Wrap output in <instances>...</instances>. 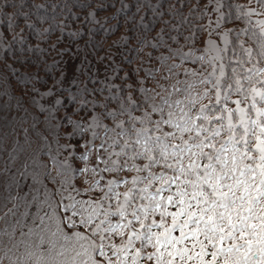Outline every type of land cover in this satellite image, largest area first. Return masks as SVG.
Returning <instances> with one entry per match:
<instances>
[{"label": "snow or ice", "instance_id": "obj_1", "mask_svg": "<svg viewBox=\"0 0 264 264\" xmlns=\"http://www.w3.org/2000/svg\"><path fill=\"white\" fill-rule=\"evenodd\" d=\"M210 3L217 15L207 25L199 23L207 5L175 0L167 11L176 23L164 20L163 12L156 13L165 25L153 37L156 43L136 38L150 44L153 53L163 49L155 58L164 62L174 81L171 91L150 93L142 86L141 101L128 97L127 103L118 101L116 109L105 103L102 114L88 119L73 115L87 111L89 104L93 111L96 108L87 97L102 89L87 87L94 82L90 74L84 81L73 75L65 87L61 81L67 73L62 69L54 83L57 92L68 95L46 105L40 100L51 97L53 89L37 87L38 82L47 83L44 77L5 66L16 74L22 94L15 97V105L7 100L2 105L19 110V122L16 117H0V157H5L0 161V264L5 260L8 264H264V19L252 20L264 15V0H255L258 8L232 0ZM27 6L24 0L19 4L0 0L3 8ZM127 7L124 4L121 11ZM185 7L188 16L182 14ZM93 15L88 13L85 19ZM0 16H7L0 20V39L4 29L14 30L21 19L27 28H35L28 22V12H0ZM233 18L243 19L247 27L229 39L232 29L220 33L219 27ZM119 27L101 25L105 33H115ZM205 31L209 37L216 32L221 42L208 38L197 48V38ZM17 38L25 39L18 34L12 40ZM132 39L125 35L113 44L123 48L117 53L122 62L131 63L128 53L139 54V48L128 47ZM177 59L199 67L178 70ZM114 60L115 56L109 66ZM83 63L90 61L85 57ZM57 66L53 61L45 71L51 73ZM79 71L85 74L82 68ZM4 83L7 80L0 77V85ZM71 85H76L75 91ZM0 95L12 94L0 88ZM24 95L38 113L25 107ZM55 106H61L63 113ZM136 108L143 109L141 116L132 115ZM153 113L159 118L153 119ZM101 116L113 123L105 125ZM61 128L75 144L61 143ZM65 150L73 162L61 158ZM45 155L56 165L55 173L42 159ZM76 174L89 178L86 187L73 183ZM28 177L37 193L42 177L57 188L49 193L45 187L43 195L32 194L30 199L15 194L20 180ZM93 191L95 197L84 195Z\"/></svg>", "mask_w": 264, "mask_h": 264}, {"label": "trees", "instance_id": "obj_2", "mask_svg": "<svg viewBox=\"0 0 264 264\" xmlns=\"http://www.w3.org/2000/svg\"><path fill=\"white\" fill-rule=\"evenodd\" d=\"M16 4L20 3V0H10ZM28 5L27 7L14 9V8H3L0 7V12L9 13L13 11H24L29 13L28 22L33 23L35 28H27L25 21L23 19L19 22V27L13 29H4L5 35L0 39V77L7 80V83L0 85V88H6L12 95H0V117H5L6 120H12L14 117L17 118L19 122V110L15 107L3 108L2 105L7 100L10 104L15 105V97L22 94V86L19 85L15 79V73H12L10 69H6V65L11 64L13 67L19 69L20 71L37 72L40 76L44 77L47 81L44 83H37V87L44 91L48 88H52L55 94L58 96L66 97L68 93L57 92L56 85L54 81L60 78L61 70L66 72L68 59H75L77 55L84 56L88 60L97 61L100 57H107L104 59L108 61L109 52L112 49L113 43L119 38L127 35L133 37L132 40L128 42V47L139 48V54L135 51L128 53L131 59V63L122 62L121 57L119 58L120 66L115 72L114 84L110 85L102 82L100 79L95 78L94 74L90 75L93 77L92 83H88L87 87L89 89H102V91H97L93 96L88 95L90 101H95L96 108L93 111L92 105H88V110L85 112H77L73 115V119H80L81 117L88 119L89 115L102 114L104 112V104L107 103L108 109H116L118 107V101H124L127 103V98L130 97L134 101H141L144 93L139 91L140 87H145L150 93L153 92H163V89H168L171 91L170 84L174 83L171 75L167 73L166 65L163 61H158L155 56L163 49H156L153 53V48L150 44H141L136 38H143L145 40L156 43L153 37H157V31L164 29L165 25L161 22L160 17L156 14L158 11L163 12L164 20H171L172 23H176V18L173 17L168 11V3H175V0H24ZM222 2L227 3V0H222ZM235 4H242L252 6L255 4V0H232ZM192 3H198L201 7L209 5L210 0H192ZM45 5L43 9H36L35 5ZM87 4L88 7L83 5ZM106 5L104 8L98 7L99 5ZM124 4L128 7L121 11ZM56 7L53 8L52 6ZM223 11L227 12L228 9L224 8ZM94 13L92 17L85 19L88 13ZM183 15L188 16V8L183 9ZM106 17H115L108 18ZM256 15L252 17V20H256ZM7 16H0V20H6ZM199 23L207 25L209 23L208 11L205 15V19L200 20ZM119 24L120 27L115 31V33H105L101 29V25L104 27H111L113 25ZM147 25V27H145ZM222 28L232 29L231 36L232 39L236 36V33L240 29L247 27L246 22L243 19H230L220 24ZM45 29H50L49 31H44ZM90 29L98 31H89ZM226 30V31H227ZM74 33H76L74 35ZM23 36L25 39L21 41L17 38L15 41L12 40L13 36L17 35ZM172 35L176 34V30L171 31ZM209 34L207 31L201 32L196 41V47L201 48L205 46ZM159 39V38H157ZM168 39L167 31L164 34V40ZM163 43V41H161ZM172 46L176 47L175 41H172ZM181 44L184 43L183 39L180 41ZM63 50V51H62ZM187 47L184 51H187ZM123 48L119 49L122 52ZM153 53L151 59H149V54ZM53 61L58 62V66L54 67L51 73L45 71V65L51 64ZM178 64V70L182 67H187L189 69L198 68L199 65H194L193 63L185 62L183 64L176 60ZM142 65V67H141ZM139 68L138 71L133 72V68ZM84 69V64L80 66V69ZM153 70V74H149L148 70ZM164 75H168L169 79L165 80ZM87 75H83L81 81L86 79ZM181 79H184L182 76ZM159 81V84L157 83ZM61 83L64 85L63 80ZM163 85V88L160 87ZM67 87L66 85H64ZM75 91L76 85H71ZM115 97V98H111ZM39 99V97H37ZM159 99V97H157ZM231 99H236L233 95ZM41 102V100H40ZM207 103V99L202 101ZM25 107L30 109L33 113H38L39 109L31 104L29 97L24 95L23 101ZM234 106V105H230ZM60 113H63V108L61 106H55ZM150 111V109H149ZM143 114V109L136 108L132 111L133 116H141ZM153 119H158L159 116L153 113ZM103 123L105 125H111L113 123L111 118H105L101 116ZM121 119H127V117H121ZM30 123V121L28 122ZM28 123L24 124V127H28ZM139 126V125H138ZM60 140L61 143H73L74 140H69V138L64 135V128L60 130ZM101 137H103L104 132L100 130ZM90 135V133H89ZM19 138V137H18ZM50 139L54 137L50 136ZM7 143L9 146L13 143V137L9 136ZM100 140H96L98 145ZM35 146V145H33ZM77 150H81V145H77ZM68 157L67 150L63 151L61 158ZM5 157H0L2 161ZM45 161L49 162L50 170L55 173L56 165L50 161V158L45 155L42 157ZM70 162H73L72 157H68ZM93 162L95 161V156L92 157ZM83 165V161H76ZM75 166V163H74ZM91 167V165H89ZM0 167H3V163L0 162ZM111 175V174H107ZM125 175V173H122ZM126 175H132V173H126ZM107 178V176H106ZM89 181L88 177L76 174L73 178V183L76 184L78 188H84L87 186ZM33 183L30 177L20 180V187L15 190V194L31 198L32 194L43 195L44 188L46 187L48 192L56 190L57 185L51 179L41 178L40 182L37 183V188L39 192H35L30 186ZM2 190V189H0ZM122 190V189H121ZM98 191V190H97ZM97 191L92 193H85L84 195L96 196ZM12 205L9 204V207ZM35 209H31L34 211ZM3 222L0 221V224ZM4 264H8L7 260Z\"/></svg>", "mask_w": 264, "mask_h": 264}, {"label": "rangeland", "instance_id": "obj_3", "mask_svg": "<svg viewBox=\"0 0 264 264\" xmlns=\"http://www.w3.org/2000/svg\"><path fill=\"white\" fill-rule=\"evenodd\" d=\"M214 7L213 3H209L208 5V18L209 20H215L217 13L213 12L212 9ZM250 7H254V8H258L255 4H252V6ZM256 20L257 19H264V15H256ZM227 30V28H222L221 26L219 27V32L220 33H224ZM212 40L217 41L218 43L221 42L222 37L219 36L216 32H213L211 34V36L209 37ZM114 44V43H113ZM118 47H114L112 45V49L109 52V56H108V61L105 60H97V61H90V63H83L84 64V71L85 74L84 75H89L91 73L94 74L95 78L100 79L102 82L113 85L114 84V76H115V72L118 70L119 66H120V61L119 58L120 56L117 55V53L119 52ZM115 56V60L114 63L112 64V66H109V61L112 59V57ZM84 59V56H80L77 55V58L75 59H68L67 61V69H66V77L63 79L64 85L68 86L69 85V81L71 79V77L73 75L77 76L79 80L82 79L83 75L80 74V66L81 61ZM113 68L116 69V71H113ZM58 95L55 94V92L53 91V95L51 97H45L41 100V103H45L46 105L51 104L54 99L57 97Z\"/></svg>", "mask_w": 264, "mask_h": 264}]
</instances>
